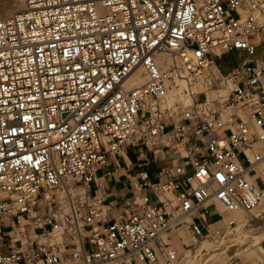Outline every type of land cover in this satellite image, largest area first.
I'll return each instance as SVG.
<instances>
[{
    "label": "built area",
    "instance_id": "1",
    "mask_svg": "<svg viewBox=\"0 0 264 264\" xmlns=\"http://www.w3.org/2000/svg\"><path fill=\"white\" fill-rule=\"evenodd\" d=\"M262 143L264 0H27L0 20V264L171 262L187 217L203 234L218 204L262 202L244 155ZM127 146L160 165L107 223L91 184Z\"/></svg>",
    "mask_w": 264,
    "mask_h": 264
},
{
    "label": "crops",
    "instance_id": "2",
    "mask_svg": "<svg viewBox=\"0 0 264 264\" xmlns=\"http://www.w3.org/2000/svg\"><path fill=\"white\" fill-rule=\"evenodd\" d=\"M160 161L154 154L144 148L127 146L118 154L111 155L108 163L98 169L95 181L91 184V192L105 206L106 222H112L124 212L140 213L141 207L133 205V201H141V197L149 190H139L140 174L149 172L150 178L156 179V171ZM155 199V196L152 195ZM211 212L207 215L210 230L219 229L222 225L218 217ZM205 229V228H204Z\"/></svg>",
    "mask_w": 264,
    "mask_h": 264
},
{
    "label": "rangeland",
    "instance_id": "3",
    "mask_svg": "<svg viewBox=\"0 0 264 264\" xmlns=\"http://www.w3.org/2000/svg\"><path fill=\"white\" fill-rule=\"evenodd\" d=\"M6 1L8 0H0V5ZM257 208L258 209L255 208L251 213L247 214L238 210V219L236 220L240 225L242 224L240 228H245L244 226L247 224L245 223V219H243L244 217L251 219L253 215L256 216L255 220H250L248 226L246 227V231H237L239 228L236 223H229L232 219L230 216L228 218H225L224 216L227 224L223 223V225L218 227L219 229L211 227L214 229L211 231L208 226L204 229L203 234L199 236V241L202 245L207 243L217 244V242H219L217 240L224 237L227 233H234L232 235L233 239L229 241L228 246L218 247L217 245L215 247L217 254H214L213 252L202 253V248H200L201 250L199 249L201 252H198L197 249H192L194 245L188 246L182 241V238L179 235L182 229L177 228L173 230L168 236L176 244L177 253L187 252L186 254H194V257H184L177 263L173 260L172 262H167L166 264H264V237L256 241L253 240L260 235L264 236L262 235L264 234V199ZM187 221L190 223V218L187 219ZM163 258L167 261L166 256H163Z\"/></svg>",
    "mask_w": 264,
    "mask_h": 264
},
{
    "label": "bare ground",
    "instance_id": "4",
    "mask_svg": "<svg viewBox=\"0 0 264 264\" xmlns=\"http://www.w3.org/2000/svg\"><path fill=\"white\" fill-rule=\"evenodd\" d=\"M26 4H27V0H8V1L4 2L3 4L0 5V18L4 19L6 17H9L15 13L22 11L26 7ZM2 19H0V20H2ZM158 58L167 60V59H169V56L167 54H160V56H158ZM145 79H146V75H145L144 69H139L129 78L128 85L130 87L141 85L142 83H144ZM220 93L223 96L227 95V91L223 90V89L220 91ZM213 96L215 97L216 94L213 93ZM181 99L183 100V102L185 104L189 103V100L184 99V98H181ZM244 155H246L250 161H253L255 163L259 162V164L257 166V174L255 176H252L250 179L252 181L258 183V184H261L262 181L264 182V144L262 143L258 146H255L253 149L246 150L244 152ZM257 207H256V209H258ZM218 210L222 213L223 216H225V218H228L229 216L232 217V219L229 221V223L230 224L236 223V225L239 228V230H237V231H246V227L248 226L250 220L256 219L255 215H253L251 219L244 217L243 219H245V221H246L245 223H247V224H246V226H244L245 228H240L242 226V224L240 225L238 223V221L236 220V219H238V212H239L238 210L226 208L220 204H218ZM189 218H190V222H191L192 221L191 216L187 217L186 221ZM234 218H235V220H234ZM208 228L210 229V227H208ZM181 229H182V231L179 233V235L182 238V241L185 244H187L188 246L194 245V247L192 249H197L198 252L201 250L200 248H202L203 249L202 253L213 252L214 254H217L215 247L217 245H218V247L219 246L220 247L228 246V243H229V241H231V239H233L232 235L234 234L231 232L227 233L224 237L217 240V241H219V242H217V244L207 243L205 245H202V243L199 241L200 240L199 236H201L202 234H199L194 229L193 224L188 223V224L184 225L183 228H181ZM240 229H243V230H240ZM262 235H264V234H262ZM263 237L264 236L260 235L259 237H256L253 240L256 241V240L262 239ZM245 250H247V249H245ZM186 253H181V252L177 253V255H175L176 257L174 259V262L177 263L179 260H181L184 257H186V258L194 257L193 256L194 254H186Z\"/></svg>",
    "mask_w": 264,
    "mask_h": 264
}]
</instances>
